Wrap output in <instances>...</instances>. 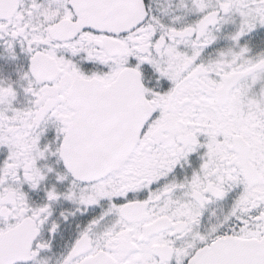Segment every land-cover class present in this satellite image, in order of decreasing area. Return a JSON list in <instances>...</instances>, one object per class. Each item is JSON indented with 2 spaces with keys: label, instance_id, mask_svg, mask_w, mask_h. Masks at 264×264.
Masks as SVG:
<instances>
[{
  "label": "snow or ice",
  "instance_id": "1",
  "mask_svg": "<svg viewBox=\"0 0 264 264\" xmlns=\"http://www.w3.org/2000/svg\"><path fill=\"white\" fill-rule=\"evenodd\" d=\"M0 264H264V0H0Z\"/></svg>",
  "mask_w": 264,
  "mask_h": 264
}]
</instances>
